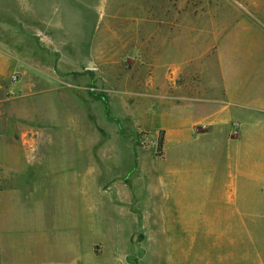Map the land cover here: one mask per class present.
<instances>
[{
	"label": "rangeland",
	"instance_id": "obj_1",
	"mask_svg": "<svg viewBox=\"0 0 264 264\" xmlns=\"http://www.w3.org/2000/svg\"><path fill=\"white\" fill-rule=\"evenodd\" d=\"M253 3L0 0L7 59L0 140L13 145L23 166L14 173L0 163V229L1 195L14 190L24 227L49 226L35 221L40 211L29 203V180L47 176L69 187L58 207L69 214L80 208L86 264H205L208 248L223 242V217L255 173L259 156L242 151L255 135L264 150V16ZM239 35L252 39L226 38ZM228 48L234 56L224 60ZM240 49L251 57L239 59ZM226 86L231 97L219 111L228 122L213 132L197 126L195 133H211L194 138L164 134L158 157L169 121L208 118L212 106L179 97L172 109L164 93L213 97ZM240 88L248 93L243 100Z\"/></svg>",
	"mask_w": 264,
	"mask_h": 264
},
{
	"label": "crops",
	"instance_id": "obj_2",
	"mask_svg": "<svg viewBox=\"0 0 264 264\" xmlns=\"http://www.w3.org/2000/svg\"><path fill=\"white\" fill-rule=\"evenodd\" d=\"M253 2V5L250 7L255 12L261 13V16H264V0H253ZM248 8L246 7V10ZM239 17L240 21L238 24L243 25V32L241 33L243 35L250 34L249 24L245 23L244 16L241 15ZM228 34L229 32L224 33L223 31L221 36L225 38ZM253 36H257L254 38L258 39L261 38L259 34H253ZM226 38L227 40L234 39V41L242 40L243 42L252 39L251 36L246 38L240 35L239 38L237 37L238 39L231 36ZM234 50L235 48H228L223 54V59L230 60L233 58L234 53L232 51ZM240 50L238 51V55H236L239 59L251 57L249 50ZM6 63V55L1 51L0 90L1 80L6 75ZM211 88L213 90V87ZM241 89L243 88L237 91L239 93L238 96L241 99H245L248 93H245V90L240 91ZM207 91H209V87L203 89V93ZM215 92L213 97L204 94L197 98L185 95L181 97L176 96V94L167 96L164 93L163 98L170 102L169 104H171L172 109L178 108L173 102H176L179 97L185 101L200 102V104L212 103V106L207 108V113L210 114L208 118L196 122H181L174 119L169 121L170 125L168 124V128L164 127L162 129L165 139L194 138L198 135L211 133H195L193 130L197 126L206 124L213 132L216 126L226 124L228 122L227 115L219 111V105L224 97H231L230 89L226 86L217 89ZM260 92L259 89L255 91L253 97H259ZM255 137L257 140L247 147L249 149L242 151L244 152L243 155L253 154L254 156H259V160L255 161V166L253 165L252 169H250L251 172L255 170V173L249 174V180L245 182V191H241V195H244L243 200H240L241 203H239L238 207H234L232 213L223 217L222 229L219 233L223 242L220 245L213 244L208 248L205 264H264V195L260 194L261 186L264 184V174H262L264 161L261 160L264 157V150H262L260 138L256 135ZM0 163L5 171L15 173L21 172L23 169L20 158L16 155V150L13 149V145L5 144L1 140ZM256 170L259 172L256 173ZM48 178L46 176V179L29 180L30 193L32 194L31 202L29 199V203L32 204L31 210L35 213L40 211L35 221L43 220L49 223V226L39 227V231L24 227L25 224H22V216L20 211H17V204L21 202V199L19 200L18 197L19 192L16 190L13 192L6 191L1 195L0 264H86L80 259L81 247L79 235L80 230H82L80 222H78L80 208L78 212L69 214L68 209L66 211L62 205V199H64L67 193V188L69 189L68 185H65L66 183L63 182L60 183L57 180H49ZM57 189L62 193L61 196L60 194L58 195ZM60 199L62 202L61 206L58 207L57 203H60ZM92 246L95 248L94 245Z\"/></svg>",
	"mask_w": 264,
	"mask_h": 264
},
{
	"label": "trees",
	"instance_id": "obj_3",
	"mask_svg": "<svg viewBox=\"0 0 264 264\" xmlns=\"http://www.w3.org/2000/svg\"><path fill=\"white\" fill-rule=\"evenodd\" d=\"M164 132L161 131L158 137V141H157V156L158 157H162L163 156V147H164Z\"/></svg>",
	"mask_w": 264,
	"mask_h": 264
}]
</instances>
